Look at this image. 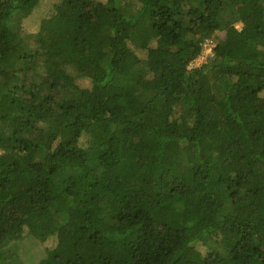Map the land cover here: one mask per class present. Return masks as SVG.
Returning <instances> with one entry per match:
<instances>
[{
	"label": "trees",
	"instance_id": "trees-1",
	"mask_svg": "<svg viewBox=\"0 0 264 264\" xmlns=\"http://www.w3.org/2000/svg\"><path fill=\"white\" fill-rule=\"evenodd\" d=\"M43 1L0 0V264H264V0Z\"/></svg>",
	"mask_w": 264,
	"mask_h": 264
},
{
	"label": "rangeland",
	"instance_id": "rangeland-1",
	"mask_svg": "<svg viewBox=\"0 0 264 264\" xmlns=\"http://www.w3.org/2000/svg\"><path fill=\"white\" fill-rule=\"evenodd\" d=\"M104 1V0H100ZM53 0H44L43 5L46 6V8L51 7V3ZM46 9V10H47ZM105 17V16H102ZM36 23H32L30 19L24 20V31L26 34L31 35V33L36 28ZM236 28H240V24L236 25ZM224 34L222 32H216L213 34V36L205 40L202 43V51L200 55L190 64V67H200L201 65L205 64L207 60H209L212 56L211 49L216 43V40L222 39ZM23 73V72H22ZM19 73L20 76L23 75L24 79L27 78L24 74ZM80 85L85 87L87 85V81H79ZM33 82L30 80H25L26 90L33 91L34 86ZM26 96V95H25ZM19 247L18 250V263L17 264H37L38 261L43 257L44 250L46 248H49L51 245H53L52 241H48L47 243L41 244L36 240H33L29 237H25L24 241L20 242V244H17Z\"/></svg>",
	"mask_w": 264,
	"mask_h": 264
}]
</instances>
